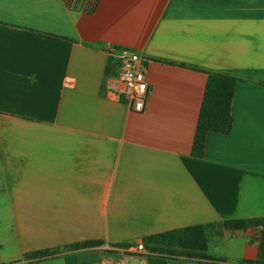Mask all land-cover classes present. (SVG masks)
I'll list each match as a JSON object with an SVG mask.
<instances>
[{"label":"crops","instance_id":"obj_1","mask_svg":"<svg viewBox=\"0 0 264 264\" xmlns=\"http://www.w3.org/2000/svg\"><path fill=\"white\" fill-rule=\"evenodd\" d=\"M112 48L146 62L142 113ZM212 73L239 79L233 126L198 160ZM258 218L264 0H0V264H254L260 229L222 225ZM198 225L211 259L144 242Z\"/></svg>","mask_w":264,"mask_h":264},{"label":"trees","instance_id":"obj_2","mask_svg":"<svg viewBox=\"0 0 264 264\" xmlns=\"http://www.w3.org/2000/svg\"><path fill=\"white\" fill-rule=\"evenodd\" d=\"M238 82V78L229 75L217 73L209 75L192 148L193 158L198 160L203 159L206 148V139L209 132L221 134H229L231 132L233 126L232 101L234 90ZM184 161L190 168L189 160L184 159ZM239 173L240 178L238 184H240L244 175V172ZM203 189L223 216L227 217L233 215L235 207L226 213L222 212L209 191H207L204 186ZM236 194L238 195V186L236 187ZM214 227V225H198L178 229L146 237L144 242L148 248L154 252L163 250L161 249L162 247H177L181 250L180 254L186 257L207 260L211 259V257L207 255L209 230ZM222 228L224 230L260 229V250L258 259L254 261V264H264V218L227 220L222 225ZM94 244L101 245L102 243L96 242ZM52 253L54 254L56 251H41L34 253L32 256L43 257Z\"/></svg>","mask_w":264,"mask_h":264},{"label":"built area","instance_id":"obj_3","mask_svg":"<svg viewBox=\"0 0 264 264\" xmlns=\"http://www.w3.org/2000/svg\"><path fill=\"white\" fill-rule=\"evenodd\" d=\"M109 54L117 59L118 75L127 89L131 109L137 113L144 112L150 100V85L144 58L126 48H112ZM138 250L143 251L144 246L139 245Z\"/></svg>","mask_w":264,"mask_h":264}]
</instances>
